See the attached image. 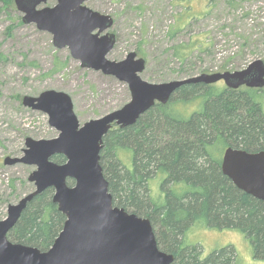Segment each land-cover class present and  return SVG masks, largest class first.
I'll use <instances>...</instances> for the list:
<instances>
[{"label": "rangeland", "instance_id": "obj_1", "mask_svg": "<svg viewBox=\"0 0 264 264\" xmlns=\"http://www.w3.org/2000/svg\"><path fill=\"white\" fill-rule=\"evenodd\" d=\"M55 3L56 0H47L45 6L52 7ZM85 6L113 20L109 32L114 34L116 42L107 58L118 62L127 54L136 53L145 60L140 77L149 83L183 80L202 73L240 71L255 60L264 62V0H90ZM198 40L207 45L204 52L194 51L183 63L173 56L172 47ZM209 86L225 88L222 82ZM46 90L64 92L71 97L80 125L121 108L130 99L126 84L101 72L81 68L67 48L53 46L50 34L38 31L35 25L24 24L13 0L0 13V221L6 218L8 205L16 204L32 192L28 176L35 170L23 164L5 165L4 159L22 157L26 138L48 140L57 136L48 124L47 115L22 105L24 96L36 97ZM225 90L236 92L240 98L249 97V102L257 104L264 116V89ZM175 93L173 101L182 98ZM199 94L184 99L188 101ZM177 104L179 109L190 113L197 101ZM229 105L230 110L234 108L233 103ZM240 120L249 123L247 116ZM254 141L257 139L252 137L250 144ZM203 146L200 161L212 163L225 178L221 172L224 149L264 150L230 142L219 147L215 141ZM122 152L120 158L124 159L128 151ZM123 159L128 168V157L126 161ZM155 175L148 182L147 194L160 205L164 193L159 185L161 179ZM125 211L131 214V206L126 205ZM152 228L157 235V225ZM182 239L183 246H193L201 260L223 251L230 264H264V259L253 252L249 242L252 235L231 227L221 229L197 221L188 226ZM159 249L168 253L164 246L160 245Z\"/></svg>", "mask_w": 264, "mask_h": 264}, {"label": "water", "instance_id": "obj_2", "mask_svg": "<svg viewBox=\"0 0 264 264\" xmlns=\"http://www.w3.org/2000/svg\"><path fill=\"white\" fill-rule=\"evenodd\" d=\"M14 0L24 24L52 36L56 49L67 48L83 69L101 72L127 85L130 99L121 108L80 125L71 97L46 90L36 97L24 96L22 105L47 115L57 136L48 140L26 138L23 156L4 159L5 165L34 167L28 176L31 193L7 206L0 221V264H171L174 257L159 249L149 219L113 205L100 165L103 139L113 128L136 123L155 104H167L186 85L205 86L222 82L226 89H264V62L255 60L234 72L202 73L166 83H149L140 74L145 60L131 52L122 61L107 57L115 45L108 15L85 6L90 0ZM63 157L56 163L53 157ZM221 172L240 191L264 203V150L246 152L224 149ZM51 189L52 202L64 216L60 232L46 251L12 243L9 232L27 205Z\"/></svg>", "mask_w": 264, "mask_h": 264}, {"label": "trees", "instance_id": "obj_3", "mask_svg": "<svg viewBox=\"0 0 264 264\" xmlns=\"http://www.w3.org/2000/svg\"><path fill=\"white\" fill-rule=\"evenodd\" d=\"M12 4L13 0H0V13ZM206 46L202 41H191L172 47V53L183 63L194 51L204 52ZM197 92L200 94L188 100L197 101L191 114L179 109L178 102H188L184 98ZM177 94L182 98L173 101L172 96L165 105L155 104L134 125L112 128L104 137L100 165L113 205L124 210L130 205L132 214L157 225L158 246L174 256L173 264H230L223 251L201 260L193 246H183L188 226L197 221L251 234L253 252L264 259V203L234 188L212 163L200 161L203 145L211 141L219 147L230 142L264 149V116L259 106L234 91L201 84L186 85ZM229 103L234 104L231 110ZM245 116L248 124L240 120ZM252 137L257 141L250 144ZM123 150L128 151L124 159L120 158ZM127 157L128 168L121 160ZM52 160L61 163L63 157ZM154 174L160 177L164 193L160 205L147 194ZM52 194L48 189L27 205L8 234L9 241L42 252L52 245L65 220L53 204Z\"/></svg>", "mask_w": 264, "mask_h": 264}, {"label": "flooded vegetation", "instance_id": "obj_4", "mask_svg": "<svg viewBox=\"0 0 264 264\" xmlns=\"http://www.w3.org/2000/svg\"><path fill=\"white\" fill-rule=\"evenodd\" d=\"M110 33H111V32H110ZM115 42H116V40H115ZM136 58H140V57H138L137 54H136ZM142 59H143V58H142ZM113 128H115V127H113Z\"/></svg>", "mask_w": 264, "mask_h": 264}]
</instances>
